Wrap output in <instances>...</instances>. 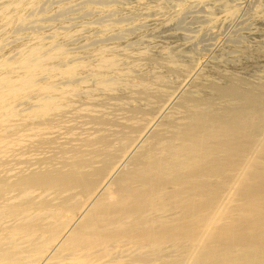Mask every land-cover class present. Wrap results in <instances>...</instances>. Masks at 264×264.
<instances>
[{
  "label": "bare ground",
  "instance_id": "1",
  "mask_svg": "<svg viewBox=\"0 0 264 264\" xmlns=\"http://www.w3.org/2000/svg\"><path fill=\"white\" fill-rule=\"evenodd\" d=\"M0 264H264V0H0Z\"/></svg>",
  "mask_w": 264,
  "mask_h": 264
}]
</instances>
